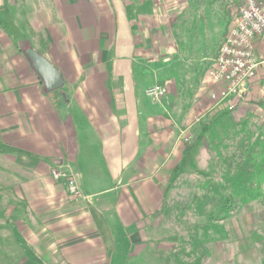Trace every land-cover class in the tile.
<instances>
[{"label":"crops","instance_id":"obj_1","mask_svg":"<svg viewBox=\"0 0 264 264\" xmlns=\"http://www.w3.org/2000/svg\"><path fill=\"white\" fill-rule=\"evenodd\" d=\"M24 1L0 0V155L23 172L0 180L15 201L7 234L22 264H137L191 124L264 102V40L256 75L216 104L207 69L231 25L220 0L198 5L195 28L190 0H34L31 35L16 17ZM21 44L58 69L61 87L46 90ZM154 83L167 89L159 102L145 95Z\"/></svg>","mask_w":264,"mask_h":264},{"label":"trees","instance_id":"obj_2","mask_svg":"<svg viewBox=\"0 0 264 264\" xmlns=\"http://www.w3.org/2000/svg\"><path fill=\"white\" fill-rule=\"evenodd\" d=\"M190 1L195 7L193 11L195 20L192 19L191 28H195L198 16L197 7L205 0ZM241 3L242 0H240ZM252 104L255 105L254 108H248L240 117L232 113V108L226 107L217 112H206L193 122L189 129L190 135L185 142V159L171 172L170 180L176 173H182L185 169L190 174L206 177L204 181H197L194 195L200 193V196H194L192 200L195 204L194 208L206 217V225H208L207 227L203 225L205 234L208 233L207 229L211 224L230 217L238 206L263 197L264 120L258 123L260 116L255 113L257 108L264 109V102L259 99L253 101ZM201 147H204L211 156L207 170L199 168L196 164L195 154ZM163 196L164 200L159 211L164 209V213L168 215L170 209L165 207V192ZM192 203L190 205L193 206ZM0 218L4 219L3 223L0 222V264H22L21 250L12 236L7 234L11 218H7L3 210H0ZM152 229L148 233L152 235L159 233L156 228ZM1 230H6L5 235ZM197 231L196 227L194 234H187L189 242L193 243L190 244L192 249L188 256L193 257L194 261L179 264H202L201 259L207 256L206 253L209 251L204 241L199 238ZM160 232L165 233L164 230ZM171 235V239H176V232ZM146 241L149 242L146 247L155 245L150 236ZM145 254L157 260L150 261L148 256L143 255V258H139L141 262L137 264H167L170 262V259L165 257L159 260L158 253L155 254L157 256H152L150 251ZM175 260L171 264H178V257Z\"/></svg>","mask_w":264,"mask_h":264},{"label":"rangeland","instance_id":"obj_3","mask_svg":"<svg viewBox=\"0 0 264 264\" xmlns=\"http://www.w3.org/2000/svg\"><path fill=\"white\" fill-rule=\"evenodd\" d=\"M32 1L34 0H25V8L22 10V8L18 7L16 10V17L22 23L20 27L26 33L30 32L31 29L28 19L32 18V12L35 11V9H32V6H34ZM219 2L223 7L224 15L228 16V23L230 25L236 15L240 0H220ZM18 4L20 5V2ZM28 6H30L29 10L27 9ZM5 14L6 12L1 13L3 15L1 18H4ZM31 32L28 35H31ZM21 45L24 50L28 46V44ZM254 106L252 104L248 108H254ZM255 114L260 116L258 123H262L264 120V109L257 108ZM195 160L199 168L207 170L211 156L204 147H201L195 154ZM19 165L18 161L14 162L8 160L6 156L0 155V180L2 182L5 180L10 182L15 180V177H19L23 173ZM164 174L167 175L165 172ZM205 178L190 174L185 169L182 173H176L169 180L170 183H163L161 185L165 188V207L170 209V211L167 215L163 209L151 218L154 223L153 225H155L153 227L159 233H153V235L152 233H147V237L150 236L155 245L152 244L151 247H146L145 245L143 250H141L143 253L140 256L143 258V255L145 256V253L150 251L152 252V256L158 253L159 260L164 257L170 259V262L167 264L176 261L175 258L177 257L178 264L181 262L192 263L194 259L188 256V253L192 249L190 244L193 243L189 242L187 234H194V230L197 227L198 236L204 241L209 251L206 253L207 256L201 259L203 261L202 264H264V193L262 198L253 200L246 205L238 206L230 217L215 221L214 224L208 227V233L205 234L203 225L206 227L208 225H206V217L199 213L194 208L195 204L192 203L194 196H200V193L194 195V192H196L194 187L197 181H204ZM5 188H7L5 185L0 184V210L4 211V215L5 209L9 208L7 206L15 203L11 198L8 200L6 195L8 191ZM191 203L193 206L190 205ZM0 222L3 223L4 219L0 218ZM159 230H164L166 234H163ZM1 232L5 235L6 230H1ZM175 232L176 239H171V234L174 235ZM145 242L149 244V242ZM116 253H121L119 246ZM149 259L150 261H153V259L157 260L155 257H149ZM139 260L141 262V259Z\"/></svg>","mask_w":264,"mask_h":264},{"label":"built area","instance_id":"obj_4","mask_svg":"<svg viewBox=\"0 0 264 264\" xmlns=\"http://www.w3.org/2000/svg\"><path fill=\"white\" fill-rule=\"evenodd\" d=\"M257 39L264 40V0H242L217 55L207 69V75L217 86L210 93L216 104L239 95L256 75L262 62L255 52ZM166 93V87L160 83L145 90V95L153 102L162 100ZM50 174L55 180H63L71 195H79L78 186L67 171L52 168Z\"/></svg>","mask_w":264,"mask_h":264},{"label":"water","instance_id":"obj_5","mask_svg":"<svg viewBox=\"0 0 264 264\" xmlns=\"http://www.w3.org/2000/svg\"><path fill=\"white\" fill-rule=\"evenodd\" d=\"M25 54L31 62L32 68L43 82L46 90L53 91L63 85L64 80L60 72L45 56L33 48H27Z\"/></svg>","mask_w":264,"mask_h":264}]
</instances>
